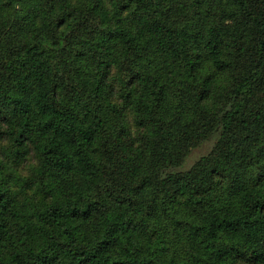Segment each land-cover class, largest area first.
Returning a JSON list of instances; mask_svg holds the SVG:
<instances>
[{
    "label": "trees",
    "instance_id": "1",
    "mask_svg": "<svg viewBox=\"0 0 264 264\" xmlns=\"http://www.w3.org/2000/svg\"><path fill=\"white\" fill-rule=\"evenodd\" d=\"M0 264H264V0H0Z\"/></svg>",
    "mask_w": 264,
    "mask_h": 264
},
{
    "label": "rangeland",
    "instance_id": "2",
    "mask_svg": "<svg viewBox=\"0 0 264 264\" xmlns=\"http://www.w3.org/2000/svg\"><path fill=\"white\" fill-rule=\"evenodd\" d=\"M215 144V139H212L210 141L205 142L202 146L194 149L187 161L185 166H183V169H188L189 167H191L201 156L206 155L207 153H209V151L212 149V147Z\"/></svg>",
    "mask_w": 264,
    "mask_h": 264
}]
</instances>
